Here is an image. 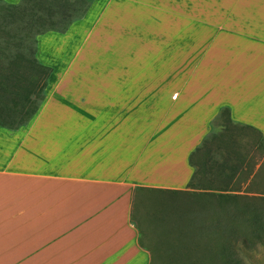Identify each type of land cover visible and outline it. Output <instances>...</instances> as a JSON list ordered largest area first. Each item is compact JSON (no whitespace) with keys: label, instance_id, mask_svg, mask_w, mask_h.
Masks as SVG:
<instances>
[{"label":"crops","instance_id":"1","mask_svg":"<svg viewBox=\"0 0 264 264\" xmlns=\"http://www.w3.org/2000/svg\"><path fill=\"white\" fill-rule=\"evenodd\" d=\"M34 43L43 98L0 125V264H149L135 188L191 190L226 118L264 146V0H88Z\"/></svg>","mask_w":264,"mask_h":264},{"label":"trees","instance_id":"2","mask_svg":"<svg viewBox=\"0 0 264 264\" xmlns=\"http://www.w3.org/2000/svg\"><path fill=\"white\" fill-rule=\"evenodd\" d=\"M87 2L88 0H18L16 3L0 1V22L20 25L26 36L31 34L36 36L46 30L62 31L73 18L84 11ZM48 72V67L38 63L33 56L25 57L21 52L10 55L5 64L0 65L1 126L17 127L25 123L36 111L39 101L43 98L41 91L45 86ZM223 113L228 116L227 109H223ZM220 125L221 131L204 139L190 155L192 158L193 155L199 154L200 161L195 163L189 185L198 189L236 191L240 189L239 185L228 183H235L242 177V182H245L244 189L249 191L252 180L264 170L261 134L250 126L234 124L227 118ZM226 130H233L235 133L229 135ZM241 130H246L250 137L248 140L250 145L245 152L240 150V140L234 135ZM214 153L219 155L218 160L213 159ZM224 173L228 182L215 184L207 180ZM196 176H199V179L195 181ZM143 191L187 197L188 201L184 200L176 207L178 213L176 212L175 216L174 212L175 223L186 221L192 225L190 212L194 208L186 206H199L203 211L202 217L204 216L205 220L198 223L197 227L203 232L215 231L221 243L214 249L211 248L206 257L203 255L204 257L198 258L196 264H243V257L247 258L257 252L254 248L247 247L248 237L264 251V196L249 197L230 193L136 187L132 207L140 197L139 192ZM131 219L140 232V223L138 220L135 221L132 209ZM187 229L190 228L184 231ZM231 239H236L241 247L232 245Z\"/></svg>","mask_w":264,"mask_h":264},{"label":"rangeland","instance_id":"3","mask_svg":"<svg viewBox=\"0 0 264 264\" xmlns=\"http://www.w3.org/2000/svg\"><path fill=\"white\" fill-rule=\"evenodd\" d=\"M28 35V34H27ZM35 35L31 34L26 36L25 31L20 25L6 24L4 21L0 22V65H4L7 58L16 53L21 52L25 57L30 58L35 51ZM213 125V130L218 132L221 129L216 124ZM233 130H226V133L233 135ZM235 133V132H234ZM240 140V150L245 152L249 148V135L247 131H239L234 134ZM212 154V153H211ZM219 155L214 153L213 159H219ZM203 159V158H202ZM199 176L195 177V181ZM242 177H239L237 182L228 183L231 185H239V190L236 191H223L217 189H198L191 188V190L184 188L183 191H207L217 193H230L246 196H264V170L252 180L249 185V191H245V182H242ZM211 183L221 184L228 182L225 173L217 175L214 178L207 179ZM196 183V182H195ZM198 184V183H197ZM196 187V186H194ZM182 190V189H181ZM140 197L135 201L132 207V215L135 221H139L138 241L144 247L149 249L151 253V264H196L198 258L206 257L211 248L217 247L221 242L216 236L215 231L212 233L210 230L204 232L199 230L198 223L205 220L202 217V212L199 206L186 208H194L191 212L192 225L187 224L186 221L175 223L173 220L176 217V207L181 205L180 202L187 200L183 196H169L167 194H160L159 192H139ZM213 200V199H212ZM184 208V207H183ZM175 212V216H174ZM178 213V212H177ZM175 217V218H174ZM194 218V219H193ZM200 218V220H197ZM203 218V219H202ZM193 219V220H192ZM15 234L14 241H20V220L15 219ZM177 225H175V224ZM178 226V228L174 227ZM190 228L184 231V229ZM231 244L239 246L236 239H231ZM247 247L254 248L257 252L252 253L250 256L243 257V264H264V251L257 246L256 242L248 237L246 241ZM1 253V252H0ZM4 253V252H3ZM204 255V256H203ZM203 260V259H201Z\"/></svg>","mask_w":264,"mask_h":264}]
</instances>
